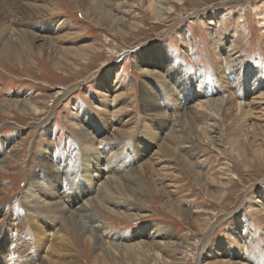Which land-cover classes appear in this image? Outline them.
<instances>
[{
  "label": "rangeland",
  "instance_id": "rangeland-1",
  "mask_svg": "<svg viewBox=\"0 0 264 264\" xmlns=\"http://www.w3.org/2000/svg\"><path fill=\"white\" fill-rule=\"evenodd\" d=\"M173 1L174 6L163 22L156 21L136 0L123 1V5L134 8L143 23L135 29H127L125 34L116 35L111 26L102 22L95 23L87 12L74 7L70 0H51L52 4L58 5L60 9L37 19L38 24L48 18L54 21L55 18L64 19L68 31L73 33L66 40L56 42V45H84L92 47L93 53L82 60L64 52L63 58L60 57L61 63L56 65L53 62H56L57 50L46 48L42 42H35L31 55H22L19 61L12 60L0 52V103L3 104L2 109L0 108V219L4 218L0 222H3L0 224V264H38L34 255L35 244L31 237L32 232L39 228L31 219L40 214L37 208L26 200L24 180L31 172L33 176L37 174L38 179H41L42 172L49 168L40 166L38 162V151L43 144L50 146L56 153H67L66 160L71 171L79 164V155L76 153L78 137L71 124L72 118L74 114L78 115L86 110L89 114L97 113L94 107L98 100L94 80L109 64L118 68L115 80L121 84L120 91L130 103L128 109L138 115V125L141 121L142 103L145 100L142 94L145 79L148 80L147 84H150L155 99L161 104H166V98L161 92L166 91L165 87L162 88L161 80L139 69L140 56L150 49L165 50L170 56L169 59H172L171 70L174 71V68L178 67L185 73L175 70L174 73H178L180 79L166 74L168 82L172 83L178 95L185 93L186 96L185 86L188 82L191 85L197 73L204 77V86L198 96L201 99L204 89L206 92L212 89H217L218 93L223 92L222 84L225 81L235 90L236 97H242L247 75L241 69L246 65L256 66L264 75V0H182L181 3ZM123 5L117 6V10L123 11ZM48 21V25H55L52 20ZM47 30L50 29L47 27ZM214 32L219 41L214 38ZM228 40L233 41L238 56L237 59L232 58L233 50L225 54L227 57L223 65L221 64L220 76L213 51L218 44L228 48ZM66 60L76 63L68 65ZM234 70L235 74L229 72ZM233 75L242 77L240 81H235ZM184 76L187 78L185 81L181 80ZM177 84L179 86H176ZM253 95L247 99L253 102L252 98H257L253 104L250 103L253 111L252 121L257 123V128L262 127L264 131V100H260L258 94ZM14 100L18 101L16 106L13 105ZM20 102L35 104L41 111L24 112ZM84 107L87 108L83 109ZM116 117H122V112H117ZM227 118L225 114L224 119L219 120L220 141L214 148L199 140L187 144L197 153L195 157L199 164H196V170L215 171L213 174L216 176L224 166V177L229 181L226 188H218L219 191L209 195L180 163L176 170L181 171L183 177H180L182 173L173 172L172 169L175 168L166 165L163 167L167 172H162L161 180L164 183H174L172 188L181 199L180 216L165 207L159 194L154 191L153 199L150 196L153 203L140 201L144 212L137 219L114 216L99 207L93 214L102 218L105 225L113 231L122 234L130 233L137 225L149 220L163 222L173 231L178 243L166 250L168 256L184 257L186 264H195L198 255L200 264H218L213 262L209 246L217 238L224 240L225 244L227 228L236 215L242 214L252 231L248 250L254 252L258 264L262 262L264 212L258 211L254 202L264 201V134L254 138L253 134L248 132L249 135L237 138ZM258 123H261V126ZM185 126L184 132L188 133ZM132 134L112 135L109 141L121 142L122 150L126 152L129 147L133 148L130 143L132 137L135 139V136L139 135L137 130ZM182 141L181 139L180 145L183 144ZM156 149L157 147H154L153 151ZM241 150H245L247 156L250 155L253 159H245L240 153ZM109 152H118L117 147ZM132 152L130 150V153ZM131 157L132 155H128L129 161ZM162 159L157 161H162L160 166L163 162L166 163V159ZM70 184L69 180L66 181L64 191L67 193H70ZM176 185L179 189L174 187ZM222 191V198L217 199ZM240 204L243 206L239 211ZM74 217L77 219V215ZM203 221L208 222L205 231L201 225ZM38 224L44 226V223ZM53 225L50 227L52 230L45 229L48 235L53 232L52 237L43 235L40 242L41 247L57 258L59 263L66 261L64 264H101L100 258L95 257L99 248L86 244L85 237L77 235L72 229L63 232L58 221ZM54 232H57L56 235ZM63 233H67L66 241L57 237L64 235Z\"/></svg>",
  "mask_w": 264,
  "mask_h": 264
},
{
  "label": "bare ground",
  "instance_id": "bare-ground-1",
  "mask_svg": "<svg viewBox=\"0 0 264 264\" xmlns=\"http://www.w3.org/2000/svg\"><path fill=\"white\" fill-rule=\"evenodd\" d=\"M70 1L74 7L82 8L84 12H87L95 23L102 22L111 26L116 35L125 34L127 29H135L143 23V19L134 12L133 7L123 5L125 0ZM177 1L178 3L182 2V0ZM136 2L150 12L158 22H163L174 6L173 0H136ZM121 5L124 10L118 11L117 6ZM58 9L60 7L52 4L51 0H0V52L12 60L19 61L22 55H31L35 42H42L46 48L57 50L58 56L55 59L56 62H53L54 64L61 63L64 52L73 54L75 59H86L92 52V47L56 45V42L66 40L73 33L68 31V25L64 19L55 18L54 21L52 18H48L42 20L43 24H38L37 19L55 13ZM48 20H52L55 25H48L50 24ZM47 27L50 30H47ZM213 36L219 41L215 32ZM227 47L224 48L218 44L214 48L218 74L222 67L221 64L223 65L224 59L227 57L226 53L233 50L232 58L235 59L238 56L232 40H228ZM140 57L139 69L159 78L163 83L162 88L165 87L166 92H161L166 98V104H161L155 99L156 96L153 94L150 84H147L148 80L145 79L143 81L145 86L142 87L144 95L142 97L145 100L142 103L141 121L138 125L136 121L138 115L134 113L135 111L128 109L130 103L124 99L123 92L120 91L121 84L115 80L118 68L109 64L100 71L94 80L95 93L98 98V100L96 99L97 105L94 107L98 114H89L86 110L78 115L74 114L72 118L71 124L78 137L76 153L79 155V164L75 166V169L73 171L69 169L66 160L67 153H56L46 144L41 145V149L38 151L40 152L38 155L40 166L49 168L42 172L41 179H38L37 174L33 176L32 172L28 174L23 186L27 202L36 207L40 214L31 219L39 229L33 232L29 229L32 232L31 238L35 244L34 255L38 264H61L56 260L57 258L52 257L51 253L49 254L48 251H45L46 249L41 247L40 242L43 235H48L45 233V229H51L53 223L56 224L57 221L63 232L72 229L77 235L85 237L86 244L99 248L95 257L100 258L101 264L108 262L111 264H146L144 261H147V264H186L184 257L168 256L166 250L178 243H176L173 231L163 222L149 220L137 225L130 233L122 234L113 231L105 225L102 218L95 216L93 214L95 209L99 207L114 216L134 220L141 217L144 212L140 201L153 203L150 196L153 199L152 191H154L159 194L161 203L165 207L180 216L181 199L172 188L174 183H164L161 180L162 172H167L163 166L168 165L170 168H175L172 169L173 172L181 174V171L176 170L180 163L191 174L195 182L205 189L206 193L212 195L218 188H226L229 185V181L224 177V166L216 176L213 174L215 171L196 170V164H199L195 157L197 153H194L187 144L199 140L214 148L220 141L219 120H223L225 114L229 118L228 123L233 126L235 137L239 138L248 132H251L254 138L264 134L263 128H257V123L253 122V111L250 107V103L253 104L257 98L251 97L253 102L247 100L251 94H258L257 97L264 100V75L256 66L246 65L241 69L247 75L242 97H236L235 90H232L225 81L222 84L223 92L218 93L217 89L206 92V89L203 88L201 99L198 96L200 89L204 86L203 75L195 74L196 78L191 82V85L188 82L185 86L186 96L185 93L178 95L173 89L172 83L168 82L166 74H172L180 79L178 73H174L175 70L185 73L178 67H175L174 71L171 70L172 59H169L168 53L162 48L150 49ZM66 61L68 65L76 63V61ZM229 72L235 74L236 70ZM241 77L232 76L235 81H240ZM181 80L185 81L187 78L184 76ZM183 84L185 83L183 82ZM16 103L18 101L14 100L13 105L16 106ZM20 103L21 110L24 112L28 110L41 111V108L35 104ZM121 103L122 105H120ZM2 105L0 103L1 109ZM78 109L80 110V108ZM117 112H122V117H116ZM260 124L258 123V125ZM183 125H186L188 133L184 132L186 129ZM136 130L139 135L133 139L132 133ZM125 133L133 135L130 142L133 148L129 147L126 152L122 150L121 142L109 141L110 136ZM254 138L252 139L254 140ZM181 139L183 144L180 145ZM240 144L242 143L240 142ZM114 147H117L118 152L112 154L109 150ZM154 147H157L155 151H153ZM130 150L133 152L130 153ZM240 153L245 159L249 160L250 158L251 160L252 157L247 156L245 150H241ZM128 155H132L130 161ZM162 158L166 159V163L163 162L160 166L162 161H157ZM1 162L0 160V165H2ZM157 164L159 167H156ZM123 175L124 177H122ZM183 175L182 173L180 177ZM68 180L71 182L68 187L70 193L64 191ZM174 187L179 189L177 185ZM222 196L223 191L217 199ZM254 205L258 211L264 212V201L256 200ZM242 206L243 204L239 205V211ZM75 215H77V219H75ZM234 219L227 228L226 243L224 244V240L217 238L209 246V251L214 258L213 262L218 264H258L254 252L248 250V243L252 240V231L248 227L247 221L242 214L236 215ZM38 223H44V226H39ZM207 223V221H203L201 224L204 231L208 228ZM53 226L55 227V225ZM54 233L56 235L57 232ZM52 234L49 233L48 236L50 237ZM66 234L57 235V237L66 241ZM63 254L62 252L61 255ZM195 264H200L199 255ZM259 264H264V259Z\"/></svg>",
  "mask_w": 264,
  "mask_h": 264
}]
</instances>
